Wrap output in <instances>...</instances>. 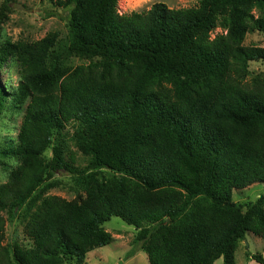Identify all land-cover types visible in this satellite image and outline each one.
Returning a JSON list of instances; mask_svg holds the SVG:
<instances>
[{
  "label": "trees",
  "instance_id": "obj_1",
  "mask_svg": "<svg viewBox=\"0 0 264 264\" xmlns=\"http://www.w3.org/2000/svg\"><path fill=\"white\" fill-rule=\"evenodd\" d=\"M47 1L69 10L65 37L3 38L9 5L0 11V113L25 105L17 137L0 143V264H85L114 241L104 227L113 216L134 225L149 264H237L247 232L264 238V193L234 200L264 183V71L250 70L264 46L245 44L264 33V0L130 13L118 0ZM10 62L13 93L1 77ZM60 171L75 198L48 193ZM2 212L21 213L29 245L6 242Z\"/></svg>",
  "mask_w": 264,
  "mask_h": 264
},
{
  "label": "rangeland",
  "instance_id": "obj_2",
  "mask_svg": "<svg viewBox=\"0 0 264 264\" xmlns=\"http://www.w3.org/2000/svg\"><path fill=\"white\" fill-rule=\"evenodd\" d=\"M156 2H164L170 7H191L198 4V0H118L120 13H130L132 11H143L151 8ZM4 3L9 5L6 11L7 18L2 24V37L10 38L13 41L19 39L38 40L51 31H60L61 37L67 33V20L69 10L57 7L49 1L43 0H0V11ZM223 32L218 27L213 35ZM245 44H260L264 46V33L251 31L247 34ZM75 63H82L84 60L75 57ZM252 74L264 71V61H252L250 63ZM1 77L6 90L13 93L16 90L19 77L16 65L13 62L7 63L2 71ZM10 103V102H9ZM25 105L22 109L6 107L0 113V143L10 138L17 137L20 126L23 122ZM69 134L73 133V128L68 126ZM69 149L76 153V163L85 166L88 157L78 150L72 139L68 141ZM48 157H52V151L46 152ZM8 164H15L17 161L8 159ZM9 166V165H8ZM9 176L8 167L0 162V184L7 181ZM51 180H58L59 185L48 191L49 194H57L67 199L77 196V188L72 178L63 171L57 172ZM264 193V183H255L241 190H234V200L238 204L245 206L248 202L255 201ZM3 213V212H2ZM6 219V242L13 243L19 241L29 245L30 241L24 233V223L22 215L16 212L14 215L3 213ZM104 227L114 235V241L106 246L96 248L87 254L85 264H149L148 256L140 250L134 243L137 229L134 225L127 223L121 217L113 216L104 223ZM136 250V253L129 256V251ZM264 254V238L247 232L245 239L240 242L236 250L237 264H260L255 259L249 258L248 254ZM68 264H73L70 262ZM215 264H223V258H219Z\"/></svg>",
  "mask_w": 264,
  "mask_h": 264
},
{
  "label": "crops",
  "instance_id": "obj_3",
  "mask_svg": "<svg viewBox=\"0 0 264 264\" xmlns=\"http://www.w3.org/2000/svg\"><path fill=\"white\" fill-rule=\"evenodd\" d=\"M215 264V263H214Z\"/></svg>",
  "mask_w": 264,
  "mask_h": 264
}]
</instances>
